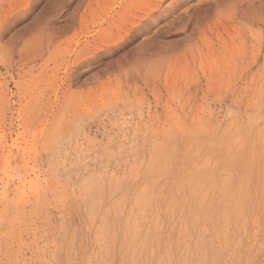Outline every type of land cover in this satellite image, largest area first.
<instances>
[{"label": "rangeland", "instance_id": "obj_1", "mask_svg": "<svg viewBox=\"0 0 264 264\" xmlns=\"http://www.w3.org/2000/svg\"><path fill=\"white\" fill-rule=\"evenodd\" d=\"M218 1L0 0V264H264V0Z\"/></svg>", "mask_w": 264, "mask_h": 264}, {"label": "bare ground", "instance_id": "obj_2", "mask_svg": "<svg viewBox=\"0 0 264 264\" xmlns=\"http://www.w3.org/2000/svg\"><path fill=\"white\" fill-rule=\"evenodd\" d=\"M230 0H219L215 5V7H223V6H225L228 2H229ZM182 4V2L181 3H179V4H177L176 6H180ZM227 6V5H226ZM151 16V15H150ZM158 18V17H157ZM153 22V19H150L149 20V22L148 23H152ZM137 36H138V34H137ZM136 36V37H137ZM136 37H135V39H136ZM168 47V45H165V44H163L162 43V41H157L156 43H153L151 46H149V52H146L145 50H142V49H140V47H139V49H138V47L136 48V50H135V52L133 53L136 57H145V59L147 58V55H149V58H147L148 60H151L152 58H154V57H156V56H158L161 52H163L166 48ZM153 60V59H152ZM221 151V150H220ZM213 170H215V169H213ZM214 173V172H213ZM237 175V174H236ZM235 176V175H234ZM245 176V175H244ZM247 176H248V174H247ZM230 177H231V175H230ZM229 177V178H230ZM249 177V176H248ZM250 178V177H249ZM231 179V178H230ZM232 179H233V177H232ZM241 179V178H240ZM113 180V179H112ZM121 180V179H120ZM229 181V180H228ZM132 182V181H131ZM232 183V182H231ZM233 184V183H232ZM249 185V184H248ZM196 188V187H195ZM199 189V188H198ZM196 190V189H195ZM214 192H216L215 190H213ZM213 192V193H214ZM212 194V193H211ZM259 194V193H258ZM255 195V194H254ZM212 196L215 198V196L212 194ZM235 196V195H234ZM248 197V196H247ZM213 198V199H214ZM194 199V198H193ZM200 199V198H199ZM202 199V198H201ZM200 199V201L202 202V200ZM223 199V198H222ZM232 199V198H231ZM252 199V198H251ZM264 199V198H263ZM216 200V199H215ZM214 200V201H215ZM205 201V199L203 200V202ZM213 201V202H214ZM222 201L223 200H221V203H222ZM233 201V200H232ZM250 201V200H249ZM249 201H247V203H249ZM224 202V201H223ZM252 202V201H251ZM188 203V202H187ZM197 203V202H196ZM200 203V202H199ZM232 203V202H231ZM194 204V203H193ZM264 204V203H263ZM191 205H192V203H191ZM201 205H203V203L201 204ZM205 205H206V203H205ZM199 207H200V205H198ZM231 206V205H230ZM246 206V205H245ZM205 207V206H204ZM256 207V206H255ZM201 208V207H200ZM199 208V209H200ZM203 208V207H202ZM231 208V207H230ZM234 208V207H233ZM245 208V207H244ZM253 208V207H252ZM169 210V209H168ZM219 211H220V209H218ZM217 210V211H218ZM200 211V210H199ZM216 211V212H217ZM243 211V210H242ZM168 212V211H167ZM192 213V212H191ZM172 218V217H171ZM112 222V221H111ZM190 222V221H189ZM129 223V222H128ZM167 223V222H166ZM177 223V222H176ZM177 225V224H176ZM174 229H175V227H174ZM177 229V228H176ZM135 231H136V229H135ZM176 232H177V230H176ZM139 235V234H138ZM144 235V234H143ZM171 236V235H170ZM130 237V236H129ZM183 237V236H182ZM126 238V237H125ZM162 238V237H161ZM110 239V238H109ZM147 238H145V240H146ZM144 240V241H145ZM174 240V239H173ZM177 240V239H176ZM124 241V240H123ZM129 241H131L132 242V240L130 239ZM168 242V241H167ZM158 244H159V242H158ZM157 244V245H158ZM114 245V244H113ZM208 246H210V245H208ZM128 247V246H127ZM173 247V246H172ZM211 248V247H210ZM209 248V249H210ZM143 249V248H142ZM147 249H148V247H147ZM159 249V248H158ZM161 249V248H160ZM157 251H159V250H157ZM162 259V258H161ZM183 259V258H182ZM217 259V258H216ZM168 261V260H167ZM65 263V262H64ZM159 263V262H158Z\"/></svg>", "mask_w": 264, "mask_h": 264}, {"label": "water", "instance_id": "obj_3", "mask_svg": "<svg viewBox=\"0 0 264 264\" xmlns=\"http://www.w3.org/2000/svg\"><path fill=\"white\" fill-rule=\"evenodd\" d=\"M139 32H140V29H136L134 31V33L125 42H123L122 44L118 45L117 47H113V48L108 49L104 53V55H107V54L109 55V53H113V54L114 53H118L121 49H124V48L127 49V48H129L130 45H131V43L132 42H135V37L137 36V34H139Z\"/></svg>", "mask_w": 264, "mask_h": 264}]
</instances>
